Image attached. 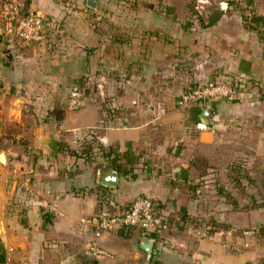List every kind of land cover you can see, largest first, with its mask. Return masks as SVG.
<instances>
[{
    "label": "crops",
    "instance_id": "1",
    "mask_svg": "<svg viewBox=\"0 0 264 264\" xmlns=\"http://www.w3.org/2000/svg\"><path fill=\"white\" fill-rule=\"evenodd\" d=\"M95 1L93 17L56 0H24L57 16L64 33L40 44L0 34V144H8L0 161L6 171L0 176V264H82L79 254L92 241L109 252L96 256V264H264L257 228L264 224V195L255 187L264 176V131L242 125L264 119V98L175 104L188 84L214 77L264 85L263 41L222 5L201 24L183 28L170 16L175 4L160 1L126 3L106 19L121 26L115 41L97 29L101 5ZM255 5L264 12V0ZM124 30L135 34L124 37ZM79 77L99 94L120 84L118 103L127 112L115 116L96 96L79 95ZM202 106L214 109L205 127ZM109 149L114 152L105 155ZM230 163L251 166L256 178L245 180L237 171L229 178ZM109 169L116 183L102 186L98 179ZM137 194L171 218L154 238L158 252L148 258L135 228L94 235L93 216L101 208L124 209ZM195 217L219 226L196 230L183 222Z\"/></svg>",
    "mask_w": 264,
    "mask_h": 264
},
{
    "label": "built area",
    "instance_id": "2",
    "mask_svg": "<svg viewBox=\"0 0 264 264\" xmlns=\"http://www.w3.org/2000/svg\"><path fill=\"white\" fill-rule=\"evenodd\" d=\"M0 25L1 35L6 39L40 44L48 39L49 32L56 23L44 13L26 7L23 0H0ZM252 82L255 84L253 91L247 89L243 81L234 78L214 77L188 84L175 98V104L185 107L200 100L238 98L261 92L260 83ZM200 126L204 127L201 124ZM93 223L95 236L103 231L131 227L154 239L170 227L168 215L162 212L151 198L141 194L135 195L124 209L109 211L101 208L93 216ZM204 234L205 231L201 229L200 235ZM84 251L94 257L109 254L95 241L90 242Z\"/></svg>",
    "mask_w": 264,
    "mask_h": 264
},
{
    "label": "rangeland",
    "instance_id": "3",
    "mask_svg": "<svg viewBox=\"0 0 264 264\" xmlns=\"http://www.w3.org/2000/svg\"><path fill=\"white\" fill-rule=\"evenodd\" d=\"M24 1V0H23ZM57 2H59L61 5L67 6L70 11H85L88 13V15H92L91 16H95L94 12H92L91 10L95 9H91L89 6H87L84 2V0H56ZM99 4L101 5V7H97V13H98V20L100 19L101 24H98L97 29L104 34H110L111 39L115 40L114 38H119L121 35V31L120 28L121 27L117 24H113V22H109L106 19H110L109 17L112 16H117V14H119L121 12V8L122 6L126 5V3H129V5L131 6H135L138 3L140 4H150L153 3L154 1H160L161 3H174L176 6V10L171 12V15L173 18L177 19L179 22V25H181L183 28H186L188 26H191L194 21L198 22L199 24H201L203 22V20L207 17V14H211V11H213L214 9H216L219 6H223L224 11L228 14H236L237 16L240 17V13H244L247 16H249V8H246L244 10H242V7L245 6V3L243 0H98ZM114 1V3L117 5L115 6V8H113V10L111 8H105V3L107 2H111ZM231 1V2H230ZM236 1V2H233ZM262 1V0H260ZM120 5V6H119ZM252 10L255 13H264L259 11L256 8L255 5V0H253L252 4ZM109 7V6H107ZM111 9V10H110ZM63 11H67L65 8L63 9ZM110 12V13H108ZM162 14L163 15H168V11L163 8L162 10ZM49 17V16H48ZM53 18L57 19V16H52ZM52 17H50L55 23L56 25H54V27L52 28V31L49 32V37H53V38H59L60 34L59 33H64L62 32V28L58 25L57 20L53 19ZM241 18V17H240ZM257 29L262 30L263 34H264V28L262 29V26L258 25L256 26ZM64 30V29H63ZM255 31V30H254ZM124 37H131L133 36V34H135V32L133 30H128L126 35H125V30H124ZM259 37V36H258ZM116 41V40H115ZM263 41V40H262ZM264 43V41H263ZM116 75H113V78ZM116 80H119V77H115ZM245 84V87L249 90L254 89L255 84H253V82L251 81H243ZM92 82H90V80L88 79H84L82 77L77 78V86L79 87V95L81 96H87V97H94L96 96V98L99 99V104L100 107L106 108L109 107V110L112 108L114 111L115 116H121L123 115L125 112H127L128 110V106H122L121 104H119V98H121L122 95V89H121V85H114L115 88H113L110 92H101V94H99V88H96L95 85H91ZM113 86V87H114ZM259 88L262 90L259 93H255L251 96H243L240 97L242 99H258V98H264V85L263 84H259ZM106 93V94H105ZM241 99V100H242ZM106 112V110H103ZM240 123H236V125H239ZM243 127L245 129H255L257 128L258 130H262L264 131V119H253L250 118L247 121L242 123ZM228 128V127H227ZM231 128V127H230ZM7 143L6 144H0V150H7ZM101 149H98V151ZM101 154V152H98ZM97 153V154H98ZM99 154V155H100ZM91 155V154H90ZM2 160H4V157H2ZM199 161V158L197 159ZM4 163V162H3ZM201 162L199 161V164ZM231 164V163H230ZM201 167V166H200ZM199 167L198 171L199 174H201L205 169H201ZM237 171L238 174H241V177H245V180H250L255 179L256 177H250L251 176V166L250 167H246V166H238V167H233L231 164V167H229V178H232L233 173ZM4 172V174L6 173V171L4 170H0V176L1 174ZM228 177V176H227ZM200 180V179H199ZM260 182V183H259ZM258 182L257 185H255V187L259 190V193L264 195V176L261 175V179ZM228 198H230V196H228ZM264 200H260L259 199V203H263ZM196 220V222H190L193 228L200 229L203 227H206L207 225H212L214 227L219 226L218 222H214V220H211L212 222H209L210 220L208 218H194V221ZM206 230V229H205ZM200 237H202V235H199Z\"/></svg>",
    "mask_w": 264,
    "mask_h": 264
},
{
    "label": "trees",
    "instance_id": "4",
    "mask_svg": "<svg viewBox=\"0 0 264 264\" xmlns=\"http://www.w3.org/2000/svg\"><path fill=\"white\" fill-rule=\"evenodd\" d=\"M245 3V6L242 7V10L249 8V16H247L244 13H240V17L243 23V26L248 28V29H252L255 30L256 33L258 34L259 38L261 39V41H264V34L262 33V30L257 29L256 26L260 25L262 26V29L264 28V13H255L251 8V4L253 2V0H243ZM231 2V1H230ZM236 2V1H233ZM105 110L109 111V107L103 108ZM114 151H112L111 149H109L107 152H105V155H109L110 153H112ZM116 154L114 153L113 156L111 157V164L116 168L117 167V162H116ZM183 219H180V221H182ZM187 220L188 222H196V220L194 221V218H187L184 219L183 222ZM168 221H169V225H171V218L168 216ZM131 228V227H130ZM258 233L261 236H264V224L259 225L258 227ZM138 230V229H137ZM139 231V230H138ZM140 232V231H139ZM158 238V237H156ZM155 238V239H156ZM79 258L81 259L82 264H96L95 262V257L86 253L85 251L81 252L79 254ZM2 260V255L0 253V261ZM154 264H164L163 262H159V261H155Z\"/></svg>",
    "mask_w": 264,
    "mask_h": 264
},
{
    "label": "water",
    "instance_id": "5",
    "mask_svg": "<svg viewBox=\"0 0 264 264\" xmlns=\"http://www.w3.org/2000/svg\"><path fill=\"white\" fill-rule=\"evenodd\" d=\"M95 0H85V4L89 7L94 8L95 7ZM0 34H1V29H0ZM202 101H198L197 104H201ZM214 109H207L205 106H202L200 109L199 113V119H200V124L203 125L204 127L207 126V124L210 123V113H213ZM0 155H3L4 153L3 150H0ZM4 161V160H0ZM117 180V173L114 169H109L108 173L105 175H102L98 179V183L102 186H107L111 187L114 186ZM154 244V239L153 237L146 235V234H141L140 237V247L141 249L146 253L147 258L150 256L151 252H158V248L153 246ZM69 264V263H66Z\"/></svg>",
    "mask_w": 264,
    "mask_h": 264
},
{
    "label": "bare ground",
    "instance_id": "6",
    "mask_svg": "<svg viewBox=\"0 0 264 264\" xmlns=\"http://www.w3.org/2000/svg\"><path fill=\"white\" fill-rule=\"evenodd\" d=\"M3 155H0V160H2Z\"/></svg>",
    "mask_w": 264,
    "mask_h": 264
}]
</instances>
